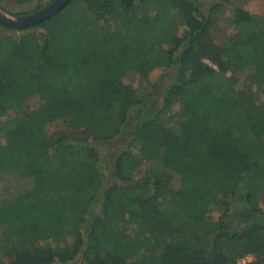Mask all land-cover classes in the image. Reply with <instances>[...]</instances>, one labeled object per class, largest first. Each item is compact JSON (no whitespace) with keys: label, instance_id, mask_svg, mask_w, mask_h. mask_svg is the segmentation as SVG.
I'll list each match as a JSON object with an SVG mask.
<instances>
[{"label":"trees","instance_id":"16d2710c","mask_svg":"<svg viewBox=\"0 0 264 264\" xmlns=\"http://www.w3.org/2000/svg\"><path fill=\"white\" fill-rule=\"evenodd\" d=\"M222 19L234 32L219 42ZM6 29L20 34L0 36V182L33 181L0 204L9 264H264V14L231 0H69ZM57 121L87 136L49 133Z\"/></svg>","mask_w":264,"mask_h":264},{"label":"rangeland","instance_id":"374dc122","mask_svg":"<svg viewBox=\"0 0 264 264\" xmlns=\"http://www.w3.org/2000/svg\"><path fill=\"white\" fill-rule=\"evenodd\" d=\"M54 0H28L25 2H18L16 0H5L0 3V12L2 15H5L9 18L16 19L19 17V15H26L35 12L36 10L45 7L52 3ZM233 4L240 5L243 8L254 12V13H259V14H264V0H231ZM230 11L227 12L229 15ZM5 28L0 29V36L3 34H17L19 35L20 32L18 31H9L8 27L4 26ZM10 29V28H9ZM234 32V29L230 26H228L225 22L224 19L221 20L220 25L218 26L215 36L219 42L224 41L228 36H231ZM163 74V69L162 68H157L153 70L150 75L148 76V81L153 82L154 84L159 83L160 78ZM239 77V84L242 85L244 81L247 79V73H240L237 75ZM124 83L127 85H132L135 88L139 89L140 91L143 90V87L145 86L147 82L144 81L141 77L138 75H130L125 78ZM257 96L259 98L264 97V85L256 86L255 87ZM160 102V101H159ZM40 104V99H33L28 102V106L31 108H35L39 106ZM68 130V131H73L75 135L80 136V137H86L87 134L83 129H75L68 127L64 121H57L52 123L49 128L48 132L53 133L57 130ZM83 131V132H82ZM85 133V134H84ZM110 144V145H109ZM105 147V149H101L104 151L101 154V158L103 159L104 167L107 169V179L108 181L106 182V185H108L112 179V166L114 164V158L117 153H112L116 147V143H109ZM109 150V151H105ZM144 172L140 171L138 172L137 176L138 177H143ZM3 179L0 182V204L6 200V199H14L18 197L22 192L28 190L31 188L33 185L32 179H24V180H18L11 174H3L2 175ZM210 214L214 218H218L220 214V208L219 209H210ZM53 243V242H52ZM53 245H55L53 243ZM7 254H2L0 255L2 260L5 261V263L9 264L10 260L6 256ZM145 259H147V255L144 256ZM248 259H245V261ZM251 260V259H250ZM244 260H240L238 264H244ZM69 264H80V262H75V263H69Z\"/></svg>","mask_w":264,"mask_h":264},{"label":"water","instance_id":"95a60500","mask_svg":"<svg viewBox=\"0 0 264 264\" xmlns=\"http://www.w3.org/2000/svg\"><path fill=\"white\" fill-rule=\"evenodd\" d=\"M68 2L69 0H54L49 5L42 7L33 13L19 16L16 19L2 15L0 12V23L11 28L31 26L57 14L67 5Z\"/></svg>","mask_w":264,"mask_h":264},{"label":"clouds","instance_id":"9594fccd","mask_svg":"<svg viewBox=\"0 0 264 264\" xmlns=\"http://www.w3.org/2000/svg\"><path fill=\"white\" fill-rule=\"evenodd\" d=\"M250 257H251V256H250ZM245 259H246V258H245ZM245 259H244V261H245ZM247 261H251V260H250V259H248V260H246V261H245V263H246Z\"/></svg>","mask_w":264,"mask_h":264},{"label":"built area","instance_id":"2783aa9c","mask_svg":"<svg viewBox=\"0 0 264 264\" xmlns=\"http://www.w3.org/2000/svg\"><path fill=\"white\" fill-rule=\"evenodd\" d=\"M246 259H250V256H248Z\"/></svg>","mask_w":264,"mask_h":264},{"label":"crops","instance_id":"0c3cea01","mask_svg":"<svg viewBox=\"0 0 264 264\" xmlns=\"http://www.w3.org/2000/svg\"><path fill=\"white\" fill-rule=\"evenodd\" d=\"M250 259H251V260L253 259L252 256L250 257Z\"/></svg>","mask_w":264,"mask_h":264}]
</instances>
